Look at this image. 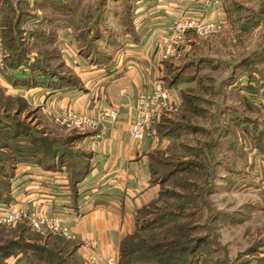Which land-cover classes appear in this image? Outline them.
Masks as SVG:
<instances>
[{"label":"rangeland","instance_id":"obj_1","mask_svg":"<svg viewBox=\"0 0 264 264\" xmlns=\"http://www.w3.org/2000/svg\"><path fill=\"white\" fill-rule=\"evenodd\" d=\"M147 1L0 0V190L10 181L14 198L31 184L36 192L47 190L41 172L70 180L88 164L90 154L79 145L87 129L73 120L83 116L71 111L79 112L80 104L74 97L63 105V95L87 90L94 78L84 73L91 68L103 74L115 68L137 39L133 28L150 20ZM154 6L159 16L181 6L221 28L205 37L187 34L149 91L160 84L170 108L159 109L144 136L155 146L149 186L157 193L134 211L124 238L133 264H158L156 258L161 264H264V0ZM159 16L148 27L164 43L182 17L158 20V29ZM26 170L36 173L21 183ZM22 224L3 227L0 264L65 260L69 248L60 254L48 243L56 235Z\"/></svg>","mask_w":264,"mask_h":264},{"label":"crops","instance_id":"obj_2","mask_svg":"<svg viewBox=\"0 0 264 264\" xmlns=\"http://www.w3.org/2000/svg\"><path fill=\"white\" fill-rule=\"evenodd\" d=\"M150 1L153 8L160 2L147 1L148 9L151 8ZM153 8L147 10L150 20L142 23L145 27L133 28L137 39L128 44L129 48L119 57L113 70L103 74L98 69L85 68L91 71L84 74L93 75L94 79L88 81L91 86L87 90L84 87L83 92L76 96L71 97L70 93L63 95V99L67 97L63 102L65 106H70L71 98L75 97L80 104L79 112L69 109L79 116L92 118L106 108L116 109L118 113L115 123L105 120L98 127H83L87 130L79 134L82 140L79 145L90 156L87 159L88 174L78 187L82 196L77 205L71 203L73 190L69 177H47L44 171L38 177L41 184L47 185V190L42 188L36 192L31 184L16 196L15 205L19 208H30L40 213L53 212L63 220L74 237L67 242L75 247L81 264H89L87 258L93 252L102 258L109 255L118 257L121 241L133 228L134 211L156 197L157 189L149 186L151 171L148 155L155 147L152 138L134 141L129 136L138 117V97L149 92L155 80L162 76L161 66L167 59L163 54L162 38L157 40L159 34L155 35L148 27L151 19L161 13L159 10L152 12ZM172 13L175 17H187L192 12L175 6ZM172 16L162 14L156 18L157 28L163 24L158 20L169 24ZM32 173L36 172L26 170L21 183ZM93 242L97 243L95 248H91Z\"/></svg>","mask_w":264,"mask_h":264},{"label":"built area","instance_id":"obj_3","mask_svg":"<svg viewBox=\"0 0 264 264\" xmlns=\"http://www.w3.org/2000/svg\"><path fill=\"white\" fill-rule=\"evenodd\" d=\"M200 3L207 7H215L219 0H199ZM220 25L215 21L208 19H195L193 16L182 17L172 23L167 29L165 44V58L171 57L176 52V46L181 43L182 39L189 33L205 37L212 35L220 30ZM168 95L165 93L160 84L154 86L152 94L144 93L138 98L137 112L138 117L129 131V136L134 140H142L146 135L155 115L160 108H170ZM118 119V113L115 110H105L96 119L81 117L73 120L77 128L97 127L103 124L105 120L115 122ZM0 225L10 226L18 223H26L30 229L38 233H49L58 235L66 240H73L68 226L55 213H40L30 208H19L17 205L9 207L0 206ZM96 242L91 243V248H95ZM87 261L89 264H119L115 256L109 255L106 258L91 253Z\"/></svg>","mask_w":264,"mask_h":264},{"label":"trees","instance_id":"obj_4","mask_svg":"<svg viewBox=\"0 0 264 264\" xmlns=\"http://www.w3.org/2000/svg\"><path fill=\"white\" fill-rule=\"evenodd\" d=\"M56 161V160H55ZM88 162V161H87ZM17 167V166H16ZM34 168H39V169H43L40 165L37 164V167L35 165ZM14 171V169H13ZM152 173V170H150ZM88 174V164H83L80 165L79 167H77L76 169H74L72 171V173H70L71 177L69 180V184L71 186L72 191V204H76L77 205V200H79L80 195L82 196V193H79V185L82 184L83 180L85 179L86 175ZM5 178V177H4ZM5 188L0 190V206H5V207H9L11 205H14L16 203V197L14 198V194H13V190L14 186L13 183L10 181L7 184L5 183ZM6 199V200H5ZM52 212H50L49 214H51ZM26 224V223H25ZM22 224V225H25ZM28 226V225H27ZM2 225H0V243L5 242V234H4V230H3ZM24 226H19L18 228H22ZM29 227V226H28ZM27 228V227H26ZM30 228V227H29ZM38 233V232H36ZM49 234V233H48ZM38 235H41V233H38ZM57 238H59V244L57 243ZM49 245L53 246L56 251H58L60 254H63L64 251L68 249L67 253H66V258L65 260H61L58 261L57 264H63L67 263L68 259L70 260L68 263L72 264L73 262L75 263H79L78 258L75 256L76 251H75V247H73L72 245H70L66 240H64L63 237L61 236H57L56 235V239L50 240ZM152 251H154L155 248H151ZM133 252H132V246H130V244H126L125 240L123 239V241L121 242L120 248H119V255H120V264H133L134 260H133ZM155 255V254H154ZM68 258V259H67ZM156 262L158 264H161L160 259L156 258Z\"/></svg>","mask_w":264,"mask_h":264}]
</instances>
